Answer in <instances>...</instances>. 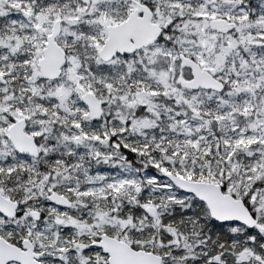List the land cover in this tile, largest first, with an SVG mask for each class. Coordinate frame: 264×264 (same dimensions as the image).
<instances>
[{
    "label": "snow or ice",
    "instance_id": "obj_1",
    "mask_svg": "<svg viewBox=\"0 0 264 264\" xmlns=\"http://www.w3.org/2000/svg\"><path fill=\"white\" fill-rule=\"evenodd\" d=\"M0 264H264V0H0Z\"/></svg>",
    "mask_w": 264,
    "mask_h": 264
}]
</instances>
